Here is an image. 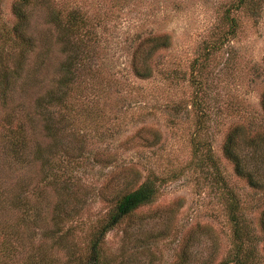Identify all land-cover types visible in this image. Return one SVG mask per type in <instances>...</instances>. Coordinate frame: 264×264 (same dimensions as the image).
Returning a JSON list of instances; mask_svg holds the SVG:
<instances>
[{"label":"rangeland","instance_id":"374dc122","mask_svg":"<svg viewBox=\"0 0 264 264\" xmlns=\"http://www.w3.org/2000/svg\"><path fill=\"white\" fill-rule=\"evenodd\" d=\"M14 1L0 0V26L6 29L15 23ZM233 1L52 0L54 10L75 9L88 18L97 40L92 78H86L82 98L77 97L81 113L74 125H58L60 147L77 164L62 172L68 183L59 197L40 183L38 162L31 160L25 167L12 163L0 140V184L8 192L24 182L39 188L38 205L49 226L55 206L63 202L58 206L66 209L67 201V208L94 223L105 212L102 188L110 177L136 185L155 177L157 196L139 213L157 212L161 219L131 228L124 222L110 232L104 248L116 264L132 257L133 264H177L189 243L192 264H219L235 243L229 221L234 197L244 228L257 240L256 264H264V190H252L237 177L221 149L232 126L252 117L264 122V2L255 13L232 10L234 36L212 50L214 30ZM222 26L226 29L228 23ZM29 32L36 49L26 71L36 77L27 88H17L11 102L22 112H32L36 97L50 90L63 59L56 31L39 5L30 9ZM157 35H167L168 46L152 54L151 76L139 79L131 68L135 49ZM3 119L0 106V132ZM40 127L38 123L33 139L27 136L30 154L35 144L44 149L50 145ZM143 130L154 131L157 141L141 140L147 135ZM206 149L214 166L205 159ZM61 156L54 163L64 161Z\"/></svg>","mask_w":264,"mask_h":264},{"label":"trees","instance_id":"16d2710c","mask_svg":"<svg viewBox=\"0 0 264 264\" xmlns=\"http://www.w3.org/2000/svg\"><path fill=\"white\" fill-rule=\"evenodd\" d=\"M263 2L264 0L231 2L222 16L224 20L214 30L215 41L209 48L217 49L234 36L236 22L231 17L232 10L245 8L255 13ZM33 5H39L46 11L47 22L56 31V41L63 59L58 65L57 78L52 81L50 90L36 97L32 112H22L19 104L11 102L17 88H27L36 77V74L26 71V61L36 49L35 39L29 32L30 9ZM11 12L15 17L14 25L9 29L0 26V106L4 112L0 140L4 156L20 167L28 166L31 160L38 162L42 169L40 183L45 188H51L60 197L68 183L61 177L62 172L66 168L75 167L77 162L74 160L76 158L68 160V152L60 147L58 138L62 128L58 125H74V118L81 113L77 107V97L85 90L86 78L89 76L88 81L92 78L91 61L95 54L96 36L90 28L88 18L80 11L54 10L52 0H16L11 6ZM227 23L228 26L224 29L222 25ZM168 41L167 35H157L147 37L138 44L131 60V68L137 78L145 80L151 76L150 58L156 50L168 46ZM260 106L264 114V97ZM255 120L252 117L246 124L232 126L224 137L221 149L235 175L243 179L252 190L262 191L264 122L262 119L258 122ZM38 123H41L40 129L50 145L44 149L35 144L30 154L28 142L33 139ZM143 131L147 135L141 136V140L150 144L157 141L154 131ZM28 134L31 138L27 137ZM60 155L64 161L58 159L54 163L53 158H60ZM205 156L214 166L209 149H206ZM124 180L121 176L107 180L102 188V201L106 204V209L94 223L79 216L75 208H67V201L64 204L66 209L58 206L63 205V202L55 206L49 226L44 225L41 203L38 205L42 201L39 188L30 187L28 182H24L17 190L8 192L9 188L0 184V264H116L105 252L107 235L124 222H127V228H131L161 219L157 212L139 213L141 208L153 204L158 193L157 179L147 178L138 185ZM62 184L65 185L64 188ZM69 199L70 196L65 200ZM231 200L229 221L235 243L232 253L219 264H256L257 240L252 238L242 224V208L238 200L234 197ZM260 228L264 232V213ZM190 244L181 249L177 264H192ZM133 263L134 257L118 264Z\"/></svg>","mask_w":264,"mask_h":264}]
</instances>
